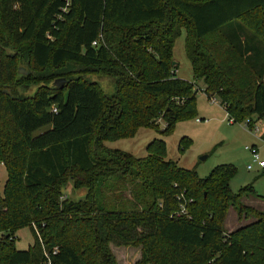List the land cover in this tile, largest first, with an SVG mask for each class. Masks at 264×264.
<instances>
[{
	"label": "trees",
	"instance_id": "16d2710c",
	"mask_svg": "<svg viewBox=\"0 0 264 264\" xmlns=\"http://www.w3.org/2000/svg\"><path fill=\"white\" fill-rule=\"evenodd\" d=\"M182 30L192 82L172 65ZM14 48L54 84L10 93L29 75L15 72ZM199 89L232 123L264 120V0H0V264H118L111 245L140 247L134 264H264V211L242 202L260 196L230 189L233 165L202 178L165 159L162 139L144 157L103 143L157 119L168 134ZM65 178L83 199L62 198ZM230 206L254 220L225 232ZM23 227L33 242L18 250Z\"/></svg>",
	"mask_w": 264,
	"mask_h": 264
},
{
	"label": "rangeland",
	"instance_id": "374dc122",
	"mask_svg": "<svg viewBox=\"0 0 264 264\" xmlns=\"http://www.w3.org/2000/svg\"><path fill=\"white\" fill-rule=\"evenodd\" d=\"M8 52H11L10 50ZM17 52L13 58V68L21 75H28L14 78L10 84V93L15 96H31L38 87L52 85L57 79L53 70L37 71L24 62L23 54L16 48ZM173 62L176 67L173 69L178 78L194 81L191 64L185 52V31L175 39L173 45ZM22 69L26 74L20 73ZM89 80L96 81L102 90L111 94L114 90L112 79L107 76L85 73ZM201 81L197 87H202ZM158 130L148 126L139 127L130 137L116 140L104 141L107 148L119 149L135 157L146 155L147 144L157 138L165 143V159L175 161L178 166L185 169H195L199 177L207 176L210 171L220 164H231L236 168V173L229 182L233 192H237L242 186L252 184L255 192L260 197L247 196L242 202L257 210L264 211V168L253 163V154L248 148H255L259 160L264 161V142L260 135L264 130V120L257 121L251 128L244 123H232L228 120L227 114L219 104L216 96L208 98L200 89L196 92L195 113L187 119H180L174 123V127L168 134H162L165 124L161 119L155 121ZM255 125L258 130H255ZM182 147V148H180ZM251 165V169L247 166ZM6 172L0 162V191L2 190ZM60 191L62 198L80 200L87 192L86 188H75L70 179L62 181ZM126 198L129 197L125 192ZM248 199V201H245ZM254 219L251 216H238L235 207L230 206L224 220V230L229 233ZM16 248L26 250L33 242V236L28 227L20 228L15 233ZM118 264H134L140 258V247L132 246H110Z\"/></svg>",
	"mask_w": 264,
	"mask_h": 264
},
{
	"label": "built area",
	"instance_id": "2783aa9c",
	"mask_svg": "<svg viewBox=\"0 0 264 264\" xmlns=\"http://www.w3.org/2000/svg\"><path fill=\"white\" fill-rule=\"evenodd\" d=\"M93 44H95V42H93ZM253 129L258 130V127L255 125V128H253ZM246 149L250 150L251 153L253 154V161L252 162L256 163L258 165V167L264 168V161L263 160H259L258 155L256 153V149L255 148H248V147H246ZM251 168H252L251 165L247 166L248 170L251 169ZM180 197H183V195L181 194ZM185 213H186L185 202H182L180 204L178 214H185ZM33 227L36 229V227L34 225H33ZM36 232H37V230H36ZM37 234H38V232H37Z\"/></svg>",
	"mask_w": 264,
	"mask_h": 264
},
{
	"label": "water",
	"instance_id": "95a60500",
	"mask_svg": "<svg viewBox=\"0 0 264 264\" xmlns=\"http://www.w3.org/2000/svg\"><path fill=\"white\" fill-rule=\"evenodd\" d=\"M174 64H175V63L173 62L172 65H174ZM19 72H20V73H24V74H26V72H24L22 69H19Z\"/></svg>",
	"mask_w": 264,
	"mask_h": 264
},
{
	"label": "crops",
	"instance_id": "0c3cea01",
	"mask_svg": "<svg viewBox=\"0 0 264 264\" xmlns=\"http://www.w3.org/2000/svg\"><path fill=\"white\" fill-rule=\"evenodd\" d=\"M224 109V108H223ZM225 111V110H224ZM245 198H247V197H245ZM245 201H248V199H245Z\"/></svg>",
	"mask_w": 264,
	"mask_h": 264
}]
</instances>
